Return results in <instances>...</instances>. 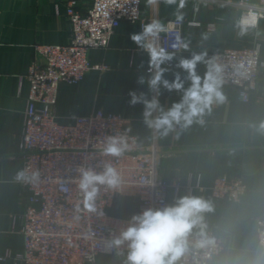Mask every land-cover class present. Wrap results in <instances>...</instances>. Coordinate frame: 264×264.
Returning a JSON list of instances; mask_svg holds the SVG:
<instances>
[{"label":"crops","instance_id":"crops-1","mask_svg":"<svg viewBox=\"0 0 264 264\" xmlns=\"http://www.w3.org/2000/svg\"><path fill=\"white\" fill-rule=\"evenodd\" d=\"M68 0H0V264H20L24 251L21 233L25 210L21 183L14 177L23 169L21 134L24 112L27 108L30 85L26 78L34 58L37 44L66 45L72 38L67 18ZM141 5L147 20L165 22L174 19L175 6L160 3L157 7ZM91 6L87 0L81 10ZM183 36L191 40L190 49L176 54L167 67L168 80L181 69L175 67L181 57L190 58L192 52L206 50L211 57L227 49L260 46L264 61V19L256 29L243 37L234 28L240 12L200 0H187ZM199 22L191 26L189 22ZM213 25V30L208 25ZM139 23L124 21L105 49L88 53L91 66L106 67L91 70L77 84H61L56 105L57 122L73 124L78 117L90 116L98 111L125 119V128L136 137L142 147L156 145L162 149L159 173L169 182L168 204L183 195L201 196L211 202L214 211L205 214L207 232L213 231L224 242L223 253L209 264H231L256 252V220L264 218V133L258 131L264 120V70L257 90L248 102L238 99L232 87H223V104H216L203 117V123H193L187 129L160 137L148 129L142 117L144 106L129 105L130 91L144 92L150 99L145 83L137 82L139 74L147 71L148 56L130 39L141 32ZM202 34L207 39H202ZM143 65V67H139ZM206 68L200 64L198 73ZM188 86L186 82L185 87ZM159 100L168 108L178 102L181 93L161 88ZM73 116L75 118H73ZM219 176L241 178L246 192L237 202L215 199L210 188ZM180 185L176 193L174 184ZM173 185V186H172ZM138 213V201L118 198L108 209L113 217L128 219ZM123 255L99 254L96 264H124ZM185 264V263H182Z\"/></svg>","mask_w":264,"mask_h":264},{"label":"built area","instance_id":"built-area-1","mask_svg":"<svg viewBox=\"0 0 264 264\" xmlns=\"http://www.w3.org/2000/svg\"><path fill=\"white\" fill-rule=\"evenodd\" d=\"M85 1H67V18L72 28L70 42L66 45L37 44L26 75L30 91L24 112L21 157L23 169L31 166L41 170L42 182L37 186L21 183L25 210L21 230L24 251L18 258L20 264H96L99 254L124 253L126 246L120 250L108 246V241L118 235L128 221L108 214L115 200H137L138 213L149 207L168 204L167 193L171 184L159 173L162 149L156 145L140 146L137 138L125 128L122 116L98 111L78 117L70 125L57 122L59 86L77 84L91 70L107 69L91 66L89 51L107 48L124 21L140 25L149 22L141 11L143 0L139 3L135 0H90L91 6L83 12L81 5ZM200 1L235 9L240 14L248 8L264 12V0ZM189 24L201 25L195 21ZM178 27L183 36L184 22ZM208 28L213 30V25H208ZM170 43V39L161 38L162 46L167 47ZM212 56L224 65L223 87L235 88L238 99L248 102L257 90L264 70L260 46L227 49ZM116 134L127 137L129 149L118 158L101 156L98 142L107 135ZM104 161H111L119 171L123 181L120 189H101L97 208L103 211V216L83 211L77 213L75 205L81 195L75 184H69V191L62 192L55 179L77 176L75 169L81 164L91 165L100 171ZM174 187L177 193L180 185L176 182ZM210 192L215 199L237 202L246 192V186L241 178L219 176ZM259 219L256 220V228ZM208 234L217 241L210 259L205 260L206 250L193 249L182 263L209 264L223 253V240L213 231Z\"/></svg>","mask_w":264,"mask_h":264},{"label":"clouds","instance_id":"clouds-1","mask_svg":"<svg viewBox=\"0 0 264 264\" xmlns=\"http://www.w3.org/2000/svg\"><path fill=\"white\" fill-rule=\"evenodd\" d=\"M135 3H139V0H135ZM160 3L175 6L172 13L174 19L165 22L153 18L141 24V32L130 36L148 56L147 71L138 75L137 82L140 85L146 83L149 92L154 95L149 99L144 92L138 94L130 91L131 99L128 103L131 106L142 104L145 126L158 136L166 137L178 127L184 130L193 123L202 124L203 117L211 112L213 105L226 101L222 91L225 69L216 56L209 57L204 50L192 52L190 58L181 57L178 60L175 67L186 75L182 77L180 72H175L173 80L165 78V73L170 70L167 65L176 58L177 52L190 49L191 40L183 37L178 27L184 22L183 9L187 0H146L145 6L155 8ZM262 19L264 12L253 8L241 12L234 23L237 35L243 37L250 30L258 28ZM162 37L171 40L167 47L162 46ZM207 38L206 34H202V39ZM200 64L206 68L203 76L197 71ZM139 67L142 68L143 65ZM161 88L181 93L180 100L165 108L159 100ZM258 131L264 133V120L259 123ZM98 145L100 155L105 157L118 158L129 149L127 137L120 134L107 135ZM75 171L77 176L57 177L54 182L62 192H68V185L75 184L81 195L75 205L77 213L83 211L103 216V211L97 208V200L102 188L112 191L120 189L123 181L119 171L111 161L102 162L100 171L84 164L77 166ZM14 179L19 183L37 186L42 182V172L39 168L29 166L18 170ZM212 211L214 209L211 202L201 196H179L171 204L149 207L133 214L119 234L108 241V246L117 250L126 246L124 264H182L184 257L193 249L206 250L205 260H208L212 250L217 247V241L208 234L205 222V214ZM117 254L124 253L118 251ZM231 264H264V218L257 221L255 254L245 259L237 258Z\"/></svg>","mask_w":264,"mask_h":264}]
</instances>
